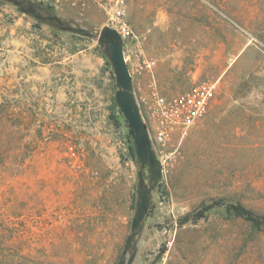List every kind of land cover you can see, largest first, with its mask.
Here are the masks:
<instances>
[{
    "label": "rangeland",
    "instance_id": "1",
    "mask_svg": "<svg viewBox=\"0 0 264 264\" xmlns=\"http://www.w3.org/2000/svg\"><path fill=\"white\" fill-rule=\"evenodd\" d=\"M36 1L111 27L95 0ZM126 20L137 96L153 78L166 96L215 83L207 113L157 147L162 178L132 264H264V221L206 209L264 215V0H127ZM115 89L95 39L0 0V264H116L138 165Z\"/></svg>",
    "mask_w": 264,
    "mask_h": 264
},
{
    "label": "water",
    "instance_id": "2",
    "mask_svg": "<svg viewBox=\"0 0 264 264\" xmlns=\"http://www.w3.org/2000/svg\"><path fill=\"white\" fill-rule=\"evenodd\" d=\"M17 5L18 10L34 18L57 24L60 29L95 39L105 49L115 76L114 98L124 119L128 135L132 139L133 152L138 165L136 171L135 210L123 249L116 264H132L136 255V239L144 227V219L150 208L152 194L162 178V163L157 157L148 134L147 126L137 104L132 76L126 63L123 41L110 26L94 28L87 21L81 25L72 18L63 19L54 13L49 5L36 0H8ZM25 2L27 7L22 6ZM148 170V181L146 170Z\"/></svg>",
    "mask_w": 264,
    "mask_h": 264
},
{
    "label": "built area",
    "instance_id": "3",
    "mask_svg": "<svg viewBox=\"0 0 264 264\" xmlns=\"http://www.w3.org/2000/svg\"><path fill=\"white\" fill-rule=\"evenodd\" d=\"M95 1L107 9L111 28L120 35L122 41L132 34L126 20L127 0ZM155 64L154 58L145 60V66L149 71H152ZM151 85L147 96L136 94L135 96L156 152L157 147L164 145L174 131L184 132L207 113L215 92V83L199 81L190 90L175 96H166L161 93L156 87L154 78Z\"/></svg>",
    "mask_w": 264,
    "mask_h": 264
},
{
    "label": "trees",
    "instance_id": "4",
    "mask_svg": "<svg viewBox=\"0 0 264 264\" xmlns=\"http://www.w3.org/2000/svg\"><path fill=\"white\" fill-rule=\"evenodd\" d=\"M3 119V115L0 113V120ZM129 138V137H128ZM129 153L132 156L133 159H135L134 152H133V146H132V140L129 138ZM217 206H225L226 209L233 214L237 215L238 217H241L245 220H248L253 223H261L264 221V215H259L255 213L254 211L250 210L249 208H246L245 206L241 204H234V203H222L219 201H216L210 205H207L206 209L212 208V207H217ZM202 216V211L201 213H196L195 218H200Z\"/></svg>",
    "mask_w": 264,
    "mask_h": 264
},
{
    "label": "flooded vegetation",
    "instance_id": "5",
    "mask_svg": "<svg viewBox=\"0 0 264 264\" xmlns=\"http://www.w3.org/2000/svg\"><path fill=\"white\" fill-rule=\"evenodd\" d=\"M22 6H23L24 8H26V7H27V5H26V3H25V2H22Z\"/></svg>",
    "mask_w": 264,
    "mask_h": 264
}]
</instances>
